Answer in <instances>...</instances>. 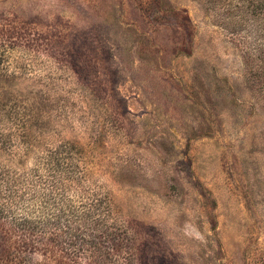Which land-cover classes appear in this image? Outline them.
Listing matches in <instances>:
<instances>
[{
	"label": "rangeland",
	"instance_id": "374dc122",
	"mask_svg": "<svg viewBox=\"0 0 264 264\" xmlns=\"http://www.w3.org/2000/svg\"><path fill=\"white\" fill-rule=\"evenodd\" d=\"M244 1L0 0V167L42 192L41 158L71 150L70 198L108 228L63 217L30 247L1 220L0 264H264V17Z\"/></svg>",
	"mask_w": 264,
	"mask_h": 264
},
{
	"label": "trees",
	"instance_id": "16d2710c",
	"mask_svg": "<svg viewBox=\"0 0 264 264\" xmlns=\"http://www.w3.org/2000/svg\"><path fill=\"white\" fill-rule=\"evenodd\" d=\"M213 1L216 2L217 0H210V2ZM245 3H248V6L241 7V10H247L254 15H263L264 17V0H245L242 6ZM68 154L63 152L50 153L41 158L39 166H42L48 173L44 180L45 184H43L46 187L42 192L41 186L36 187L32 184L29 175L27 186L21 191L19 184L23 182H20L19 176L16 179H11L5 169L0 167V221L8 220L18 230L27 232L28 246L30 247H35V241H31L32 239L38 237L40 241L44 240L48 227L57 224L63 217L69 218L75 223L91 220L100 229L102 235L108 232V228L100 219L101 215L98 214L99 208L97 206L84 208L85 206L76 205L70 198L69 192H71L74 184L80 183L82 175L76 173L80 166L73 157V152L69 150ZM6 190L9 191L7 203L4 200ZM34 200L37 203L31 202ZM70 237L72 242L78 240L77 242L82 241L81 243H86V245L93 243L83 240L81 234L79 236L74 232L70 233ZM40 245L43 252L49 251L45 244Z\"/></svg>",
	"mask_w": 264,
	"mask_h": 264
}]
</instances>
